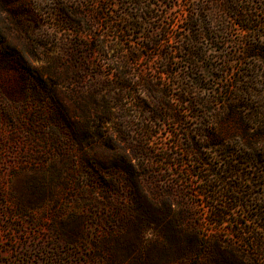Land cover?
<instances>
[{
    "label": "rangeland",
    "instance_id": "1",
    "mask_svg": "<svg viewBox=\"0 0 264 264\" xmlns=\"http://www.w3.org/2000/svg\"><path fill=\"white\" fill-rule=\"evenodd\" d=\"M217 4L0 0V264H264V30Z\"/></svg>",
    "mask_w": 264,
    "mask_h": 264
},
{
    "label": "trees",
    "instance_id": "2",
    "mask_svg": "<svg viewBox=\"0 0 264 264\" xmlns=\"http://www.w3.org/2000/svg\"><path fill=\"white\" fill-rule=\"evenodd\" d=\"M254 0H217V8L222 14L230 18L235 25L241 27L247 33H254L264 30V20L255 10L250 9L246 4L254 3ZM202 247V240L199 238L195 242L194 252L199 253ZM185 255H188L185 254Z\"/></svg>",
    "mask_w": 264,
    "mask_h": 264
}]
</instances>
